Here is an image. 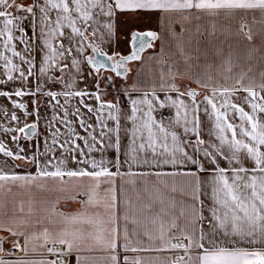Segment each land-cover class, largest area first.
Listing matches in <instances>:
<instances>
[{"label": "snow or ice", "instance_id": "1", "mask_svg": "<svg viewBox=\"0 0 264 264\" xmlns=\"http://www.w3.org/2000/svg\"><path fill=\"white\" fill-rule=\"evenodd\" d=\"M0 264H264V0H0Z\"/></svg>", "mask_w": 264, "mask_h": 264}, {"label": "crops", "instance_id": "2", "mask_svg": "<svg viewBox=\"0 0 264 264\" xmlns=\"http://www.w3.org/2000/svg\"><path fill=\"white\" fill-rule=\"evenodd\" d=\"M135 24L137 25L138 28H140V30H143V31L144 30H146V31H149V30H159V22L156 19V17H147V18L142 19V20H137L135 22ZM129 26L130 25H128V24H123L122 23L120 25L121 32L126 33L129 28H132L133 27V26H131V27H129ZM205 26H207V22H206V25ZM257 30H258V26H254V28H253L254 34L257 32ZM176 31H179V27L178 26L176 27ZM217 35H218L219 39H216V40L211 41V44H207V46L208 47H212L213 45H217V46L222 47L224 49V51L227 52V50H228V47L227 46H228V43L230 41H225L224 40V37L222 35H220L219 33ZM125 37H126V39H124ZM125 37L123 35L122 41L120 39L121 42H118V47L123 52L127 53L128 44L127 43H123V41H127L129 39V37L127 35H125ZM234 39L235 38H231V41H234ZM203 40L207 43L210 40V38L207 36V34H205V36L203 37ZM253 43L254 44H257V45L260 44V38H259L258 35H254ZM213 59L215 60V58H213ZM136 66H138V65H134V67H136ZM129 82H131V77L129 78ZM193 86H195V85H193ZM60 207L62 209L65 208V205H64L63 201L61 202ZM77 207H78L77 204H72L71 205V208L73 210H75Z\"/></svg>", "mask_w": 264, "mask_h": 264}, {"label": "rangeland", "instance_id": "3", "mask_svg": "<svg viewBox=\"0 0 264 264\" xmlns=\"http://www.w3.org/2000/svg\"><path fill=\"white\" fill-rule=\"evenodd\" d=\"M132 25H130L129 27H131ZM137 26V25H136ZM139 30H140V28H138ZM141 31H143V30H141ZM144 31H146V30H144ZM123 35H124V37H125V34L123 33V32H121V35H120V39H121V41H122V39H123ZM124 39H126V37L124 38ZM128 51V50H127Z\"/></svg>", "mask_w": 264, "mask_h": 264}]
</instances>
